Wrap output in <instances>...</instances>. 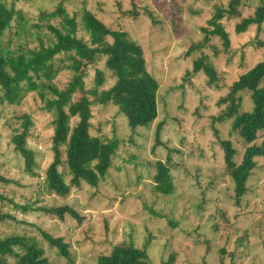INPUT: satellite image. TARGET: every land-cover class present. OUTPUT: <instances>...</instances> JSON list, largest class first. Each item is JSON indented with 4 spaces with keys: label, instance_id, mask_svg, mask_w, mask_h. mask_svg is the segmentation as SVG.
<instances>
[{
    "label": "rangeland",
    "instance_id": "374dc122",
    "mask_svg": "<svg viewBox=\"0 0 264 264\" xmlns=\"http://www.w3.org/2000/svg\"><path fill=\"white\" fill-rule=\"evenodd\" d=\"M2 1L15 5L25 16L24 26H15L8 34L12 48L19 44L39 46L40 39L49 44V31L45 27L38 31L34 25L44 24L43 12H52L60 4L71 15L88 8L106 25L129 32L143 46L147 68L160 88L157 119L135 131L115 104L92 106L91 133L104 140L117 138L119 147L98 187L83 182L66 197L46 188L47 169L54 158V113L45 108L47 100L53 98L51 89H45L44 97L30 92L18 105L0 104V174L9 180L0 181V208L16 218L0 222V234L35 237L50 264H98L100 255L109 254L120 243L147 247L156 264L172 254L174 264H264V158L258 157V166L248 181L249 191L238 204L218 137L232 140L235 148L243 150L229 134L232 120L214 123L212 119L225 107L219 101L229 86L264 61V45L258 44L264 41V26L237 33L240 18H226L229 47L213 35L205 48L192 51L191 47L206 36L200 28L208 26L215 8L227 6L229 0ZM258 5V0H245L243 16L253 14ZM51 23L59 26L60 19ZM79 35L87 38L83 30ZM202 56L218 72L219 86L210 85L203 70L194 72L195 62ZM104 62L103 58L97 67L103 69L102 89H109L116 77ZM95 73L93 67L86 77L88 90L94 88ZM71 75L70 70L60 72L53 86L64 89ZM90 97L96 102L95 95ZM249 103L244 94L243 108L250 109ZM25 115L31 120L27 145L35 154L33 173L26 170L25 159L13 142L23 130ZM76 121L73 119V125ZM169 155L175 165V190L164 195L155 191L154 175L157 162L166 161ZM66 178L69 182L71 176ZM12 201L34 207L70 206L79 217L66 214L61 219L35 210L25 213ZM43 231L62 237L69 245L71 259L51 247Z\"/></svg>",
    "mask_w": 264,
    "mask_h": 264
},
{
    "label": "trees",
    "instance_id": "16d2710c",
    "mask_svg": "<svg viewBox=\"0 0 264 264\" xmlns=\"http://www.w3.org/2000/svg\"><path fill=\"white\" fill-rule=\"evenodd\" d=\"M244 1L229 0L227 6H217L208 20V26L200 28L206 34L203 42L193 45L191 50L205 48L213 35L222 38L226 48L229 47L231 38L224 26L226 18H240L236 24L237 33L246 32L252 26L261 30L264 26V0H258L259 5L253 14L245 17L242 11ZM54 19H60L59 26L51 23ZM24 21L22 10L0 0V104L18 105L30 92H38L44 97L45 89L50 88L53 98L47 100L45 108L54 113L51 140L54 158L47 169L46 188L66 197L73 187L79 188L83 182L98 187L112 167L119 139L104 140L91 133L92 106L115 104L126 116L132 131L138 127H148L159 115V81L147 68L143 46L129 32L106 25L88 8L71 15L60 4L52 12H43L41 21L44 24L34 25L38 31L44 27L49 31V44L40 39L39 46L19 44L12 48L7 40L8 34L15 26L23 27ZM81 30L87 38L79 35ZM258 44L263 46L264 41ZM103 58L116 77L115 84L109 89H102L105 82L103 69L97 67ZM206 60V56L199 58L195 62L194 72L203 70L209 77V84L219 86V74ZM93 67L96 69L95 85L88 90L86 77ZM64 70L72 71V75L64 89L59 90L52 83ZM78 93L82 95L76 98ZM91 94L95 95L96 102L91 99ZM244 94L249 96L250 109L243 108ZM221 104H225V107L220 109L218 115L212 116L213 122L232 120L229 134L236 137L243 150L240 152L235 148L232 140L218 137L224 152L225 172L234 183V199L240 204L249 191L248 181L258 166V157L264 158V61L240 75L229 86L228 93L220 98ZM23 119V130L14 136L13 142L25 159L26 170L33 173L35 154L27 145L31 120L27 115ZM73 119H77L74 125ZM162 128L163 123H160L158 136ZM158 142L161 143L160 138ZM174 167L171 155L166 161L157 162L154 175L156 192L164 195L174 192ZM67 174L71 176L69 182ZM0 181L9 182L1 174ZM12 203L25 213L35 210L57 215L61 219L66 214L79 217L70 206L34 207ZM10 219L16 218L0 208V222ZM43 235L61 256L71 259L69 245L62 237L54 238L45 231ZM97 263L156 264L147 247L139 248L128 243L114 245L109 254L98 257ZM174 263L175 256L172 254L162 264ZM0 264H50V261L35 237L12 233L5 236L0 234Z\"/></svg>",
    "mask_w": 264,
    "mask_h": 264
}]
</instances>
